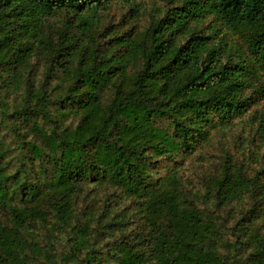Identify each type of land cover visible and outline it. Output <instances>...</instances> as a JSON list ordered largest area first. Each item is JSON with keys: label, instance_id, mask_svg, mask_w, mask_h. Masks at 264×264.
Here are the masks:
<instances>
[{"label": "trees", "instance_id": "trees-1", "mask_svg": "<svg viewBox=\"0 0 264 264\" xmlns=\"http://www.w3.org/2000/svg\"><path fill=\"white\" fill-rule=\"evenodd\" d=\"M160 1L138 26L142 0H0V264H264V158L226 153L195 191L181 173L264 98V0ZM246 194L226 234L215 209Z\"/></svg>", "mask_w": 264, "mask_h": 264}, {"label": "rangeland", "instance_id": "rangeland-1", "mask_svg": "<svg viewBox=\"0 0 264 264\" xmlns=\"http://www.w3.org/2000/svg\"><path fill=\"white\" fill-rule=\"evenodd\" d=\"M142 1L145 3L146 10L141 13L139 19H134L133 21L138 26H142L149 21V11H153V8H155L157 4H163L160 0ZM127 11V5L122 2H114L108 10H104L103 17L108 19L106 23H115L114 25H116V23L130 25L133 22L132 20L129 21L128 18L132 13ZM36 65L37 76L41 79L45 76L47 67L41 60H38ZM255 108H264V98H260L259 102L244 114L243 118H236L235 123L232 124L231 127L217 132L213 137L212 142L208 143L205 148L197 150L194 154L183 161L181 173L188 184L189 190L195 191L201 187L203 189L204 178L212 173V171L216 170L219 162L226 153H230L232 159L241 164L242 169L246 172L247 176L253 175L255 169L258 168L259 159L264 158V142L260 143L261 136L256 132L257 122H254V119L252 118V111ZM89 185V187H91L93 184ZM114 195L115 197L118 196L116 192L113 193L109 186H104L97 189L95 198L100 199L99 205L104 208L105 203L110 202V199L113 198ZM127 201L128 200H125L123 204ZM86 203V200H81L80 205L84 206ZM199 203L205 205L201 200ZM250 203L251 199L246 194L245 197H242L240 200H235L232 208L227 206L226 208L215 209V215L226 225L223 228V231L226 232V234L230 233L231 225L238 220L244 210L248 209ZM212 208H214V206H212ZM34 225L33 233L38 235V238L41 241L40 243L43 246L46 245V241H54L52 245H47V247L51 249L52 254L68 248V241L65 234L60 238H55L49 235V231H47L46 228L41 227L38 224ZM111 241L112 237L104 235L101 236L97 245L105 250ZM222 249L223 251H226L225 247ZM246 252L247 251H245V253Z\"/></svg>", "mask_w": 264, "mask_h": 264}]
</instances>
